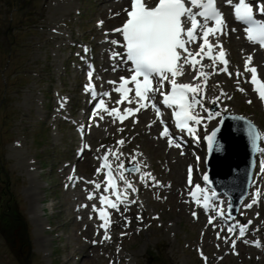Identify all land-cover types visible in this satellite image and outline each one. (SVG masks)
<instances>
[{
  "label": "rangeland",
  "instance_id": "obj_1",
  "mask_svg": "<svg viewBox=\"0 0 264 264\" xmlns=\"http://www.w3.org/2000/svg\"><path fill=\"white\" fill-rule=\"evenodd\" d=\"M27 1L22 0V3L26 4ZM33 4L29 5V9L34 11L32 25L23 22L20 29L13 26L17 29V34H14L21 47L13 51L8 63L4 30L12 26L8 25L12 11L0 4V102H5L7 116L4 125L0 126V191L8 187L10 191L7 196L11 198L10 201L14 199L13 202L27 221L33 264H110L112 259H117L114 254L118 250V242L108 252L82 241L84 233L80 232L84 225L75 221V206L71 203L74 196L67 197L68 193L61 188L58 168L61 162L73 155L76 145L74 132L66 123H59L55 127L49 119L53 115L48 113L52 111L55 93L60 87L62 91L71 93V104L77 98L79 104L82 103L78 93L82 76L77 68L71 69L70 60L74 57L69 56L68 45L84 36L86 40H91L88 28H92V22L98 19L101 9L95 0H33ZM3 48L5 50L2 52ZM16 62H21L22 69L14 70ZM12 72H21L22 81L17 86L6 87L8 76H15ZM235 101L240 108L238 111H247L258 122L264 123L255 101L250 106L246 105L244 96L240 95ZM3 111L4 104L0 108V115ZM137 143L141 144L148 158L151 157L153 166L165 160L172 163L169 172H163V175L165 179L173 181L177 191L184 175L182 168L178 165L181 173L179 179L175 180L173 172L176 164L167 159L166 151L160 149L159 153L155 149L159 144L153 138L143 133ZM172 197L170 194L162 203L150 202L149 207L159 214V219L144 231L136 233L132 229L131 234L122 238L123 263L202 264L195 252L201 228L181 211ZM5 206L8 205L0 197L1 217L3 213H8L9 207ZM12 221L4 227L6 229L0 228L6 230L5 236L0 233V264H17L7 246L14 248L10 225L20 228L14 235L18 246H26L18 219ZM46 228H53V231ZM209 239L211 236L207 235V246ZM210 246L215 249L214 245ZM108 253L110 258L107 257ZM208 254L211 256V251ZM256 257L259 256L243 251L237 258L227 256L218 262L213 255L209 264H264V256L261 259Z\"/></svg>",
  "mask_w": 264,
  "mask_h": 264
},
{
  "label": "snow or ice",
  "instance_id": "obj_2",
  "mask_svg": "<svg viewBox=\"0 0 264 264\" xmlns=\"http://www.w3.org/2000/svg\"><path fill=\"white\" fill-rule=\"evenodd\" d=\"M233 8V14L239 21L244 22L247 27L245 29L247 38L250 41H259L264 46V20H256L253 4L251 0H223ZM221 0H131V10L125 9L128 19L126 22L117 29L122 35L126 55L121 53H113L112 58H120L121 63L131 62L132 72L130 78L121 77L122 83L115 89L117 92H128L130 89L126 87L128 83H134L136 86L135 95L140 97V101L147 100L153 108H156V95L159 94L163 99L162 103L168 107H175V118L178 121V126L181 129H187L190 134L195 135V128L191 127L189 122L200 124L204 117H200L196 112L197 105L203 107L207 98V81L216 71L227 72L229 61L226 59V52L223 50V46L219 43L218 36L223 34L225 26L224 13L219 7ZM256 11L264 14V7L256 6ZM101 24L103 22H100ZM215 40L214 44L212 40ZM203 43H199V41ZM114 45H120V41H111ZM196 44L200 51L194 52L191 50V46ZM214 48H218V54L216 56H210L211 63L202 64L201 61L195 60L196 56H199L203 52L204 56H209V53ZM207 49V51H205ZM87 51V49H85ZM203 59V57H202ZM251 57H248L245 61V71L252 73L251 83L255 85L254 91H256L264 100V81H260L257 75V69L250 67ZM220 63L223 67L217 69L216 65ZM199 65V68L197 67ZM209 68L213 71L207 72L203 69ZM116 70L115 67L113 69ZM187 74L189 82L178 81L177 77H183ZM93 72L89 71L88 77L91 81ZM231 75V73H229ZM237 76L241 75L239 71ZM142 77L143 79H139ZM167 82L170 85V92L164 91V85ZM114 83V82H109ZM86 91L95 95L94 86L86 85ZM243 91V89H240ZM102 95H109V93H103ZM227 95L222 90L219 96L212 97L208 102L218 103L220 96ZM122 99H127L126 96H122ZM137 101L139 107L137 109H125L126 113H133L139 111L140 108H147L148 104ZM131 103V101H129ZM251 101H249L250 103ZM119 103V101L117 102ZM104 101L101 100L98 107H103ZM113 111H116L115 109ZM204 111H208L207 108ZM110 115L112 113H109ZM157 115L161 113L157 108ZM218 116L219 112L209 113L207 119H212L213 116ZM123 119V117H121ZM239 119L243 120V117ZM247 131L251 135L253 142L264 137V133H260L256 129V126L251 121L247 122ZM216 131L214 130L207 139L210 142V147L213 150L221 148L218 141L215 140ZM162 136L168 135V129L165 128L161 133ZM118 143H123L119 141ZM173 144V140H169V145ZM177 147L180 145L177 144ZM87 147V146H85ZM105 161L107 155H105ZM199 159V158H198ZM105 167L108 165L105 164ZM139 166L134 165L128 171L138 170ZM99 172V169L97 170ZM192 169L189 167V184H192L191 180ZM111 176V171L108 173ZM150 175V174H148ZM70 179H73L70 177ZM123 179V176H121ZM155 179V178H153ZM208 179L207 176L204 177ZM127 187L131 188L133 192L137 189L130 183L125 181ZM97 189L100 188V184H96ZM111 187L115 188L113 183ZM196 189L201 192L204 189L200 185H195ZM107 190V189H106ZM195 198L196 193H192ZM259 195V193H257ZM88 199H93V195L90 194ZM127 201L125 196L123 200H118L114 203L105 196L100 197V203L107 202L112 209L119 210V204ZM253 200V204L256 203ZM128 203H135V201H128ZM86 207V205H85ZM127 207V205H125ZM205 210L209 208L208 197H204ZM251 208L252 204L246 205ZM94 211H99L100 219L104 220V223L100 227L105 229V239H109L107 235V228L110 221L107 219L108 213L103 210H97L93 205ZM195 216L196 213H193ZM218 215L225 216L226 218L230 213L226 214L224 211H218ZM91 218V217H90ZM139 218V217H138ZM213 217L209 218V223L212 222ZM250 224L251 221H248ZM234 226H229L228 231H234ZM247 230V225L239 227V234L243 236ZM248 241H245L247 243ZM258 246L259 243L257 242ZM235 241H233V246Z\"/></svg>",
  "mask_w": 264,
  "mask_h": 264
},
{
  "label": "water",
  "instance_id": "obj_3",
  "mask_svg": "<svg viewBox=\"0 0 264 264\" xmlns=\"http://www.w3.org/2000/svg\"><path fill=\"white\" fill-rule=\"evenodd\" d=\"M230 130V125H225L223 132ZM221 139L225 142L226 147H228L229 139H225L221 136ZM216 159L220 164V174L224 173V177H231L232 180L236 178L238 174H243V168L247 162V155L244 152L238 151L233 155L225 152L224 154L216 155ZM22 264H28L27 262H22Z\"/></svg>",
  "mask_w": 264,
  "mask_h": 264
},
{
  "label": "bare ground",
  "instance_id": "obj_4",
  "mask_svg": "<svg viewBox=\"0 0 264 264\" xmlns=\"http://www.w3.org/2000/svg\"><path fill=\"white\" fill-rule=\"evenodd\" d=\"M232 45H233V46L237 45V42H232ZM262 72L264 73V65L262 66ZM98 132L100 133V131H99L98 129H94V132H93V134L90 136V139L93 140L94 137L96 138V136L99 135ZM176 172H177V169H176Z\"/></svg>",
  "mask_w": 264,
  "mask_h": 264
}]
</instances>
